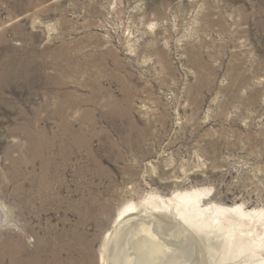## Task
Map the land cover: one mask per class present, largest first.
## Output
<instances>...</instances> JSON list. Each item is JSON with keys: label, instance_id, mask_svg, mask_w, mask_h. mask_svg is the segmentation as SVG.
<instances>
[{"label": "rangeland", "instance_id": "rangeland-1", "mask_svg": "<svg viewBox=\"0 0 264 264\" xmlns=\"http://www.w3.org/2000/svg\"><path fill=\"white\" fill-rule=\"evenodd\" d=\"M0 36V205L15 220L0 230V252L2 233L15 235L24 221L14 186L25 180L24 188L33 190L29 185L44 168L61 163V140L56 147L50 141L65 114L81 145L89 135L90 150L109 175L98 176L80 146V161L72 159L65 176L45 177L59 186L62 205L47 202L40 212L30 199L37 212L29 220L37 227L40 218L42 232L63 233L71 225L85 264L89 257L90 264H102L110 234L138 215L120 222V208L149 195L168 201L195 189L203 209L264 213V0H0ZM41 129L46 148L52 147L43 159L34 154V146L46 149L36 144ZM9 168L23 176L11 179ZM66 201L87 203L84 224L77 226L79 213ZM165 209L158 215L164 233L170 225L187 226L204 264L264 260V245L224 255L227 231L194 230L176 210ZM263 222L232 236L264 239ZM29 230L22 239L33 249Z\"/></svg>", "mask_w": 264, "mask_h": 264}, {"label": "bare ground", "instance_id": "bare-ground-1", "mask_svg": "<svg viewBox=\"0 0 264 264\" xmlns=\"http://www.w3.org/2000/svg\"><path fill=\"white\" fill-rule=\"evenodd\" d=\"M74 63L75 62L73 61V64ZM101 69L103 68L101 67ZM62 76L64 77L63 73H62ZM87 82L89 85V81ZM71 101L69 102L67 101V102L70 103ZM57 102L58 103H56V110H54V112L58 113L59 112L58 108L59 106H61L63 102V97L61 98V100L60 99L57 100ZM69 116L67 114L61 115L60 128L57 131H55V137L53 139L51 138L52 140L50 141L52 142L54 147H56V142H57L56 139H59L62 141V142L60 141V144L58 143L59 154L60 155L63 154L61 157L60 165H57V167L53 171L44 168V171L42 172L41 177H39L40 178L39 182L36 184H34L33 182L30 183L29 186H33L34 187L33 190L24 188L23 182L25 180L23 182L17 183L14 186L13 196L16 197V201L18 202L16 204V213L17 215L21 216L24 221L20 227V230L17 231L15 235L14 233L13 234L12 233L9 234L7 232L2 233L4 234L2 235L4 243H2L3 247L0 252V261L6 259L8 260L9 264H85L80 258L81 256L84 257L83 252L85 248L82 247V245L79 242V239H77L75 230L70 229L71 225L68 228H65L63 233L59 231H53V230L42 232L43 226L39 224L40 218L37 220L38 221L37 227L32 226L33 224L31 225V222L29 220V213L37 212L36 209H32L33 203H29L30 199L33 200V202L34 201L38 202V210L40 212H43L44 210L47 209L45 205V203L47 202H48L47 204H51V205L53 202H55L53 204L55 206L62 205L63 196L59 195L60 193L59 186L56 189H54L53 187L45 183V177L48 174H50L53 177H56V175L63 176V174L65 176L66 174L65 170L67 168V165L68 163L72 161V159H75V156L77 155L76 153L79 152L78 150L80 146L85 148L87 164L94 167L93 170L97 172L98 176L102 174H106V176L109 175L108 174L109 172L101 164V160L99 159V157H97V155L90 150L89 135L83 134L85 141L82 145L80 144L79 142L80 134L79 132L74 130L72 124H69V121L67 120V117ZM39 131L40 132H39V135H37L38 138L36 139V144L42 150H44L46 148V144L44 142L45 141L44 135L46 134L43 129ZM34 147L36 149V153L34 154L41 155L42 159H43V156L49 155L47 152H52V150L50 151V148L52 147H50L49 144H48V147L45 149V151H42V152H39L40 149L37 148V146H34ZM45 152L47 153L46 155L44 154ZM76 160L80 161L79 159H75L74 161L75 163H76ZM91 172H92V169H91ZM8 174L11 179L19 178L23 176V171L22 169H19V168H11V169L9 168ZM103 177L105 176H102L101 178ZM85 181H89V180H85ZM62 182L64 184L63 186L68 187L66 180L65 181L62 180ZM2 187L3 189H5V185ZM193 190L194 191H191V192L179 193L173 196L172 198H170L168 201L165 199L159 198L160 196L158 197V196L149 195V196H146V198H143L137 201H131V202H128V204H126L125 206H122L118 212V220L120 222L125 220L126 217L131 215L132 213H137L138 215H136L135 216L136 218L130 222H125V223L123 222L122 223L123 228H121L122 226L121 227L117 226L118 228L116 227L114 233L112 232V234H110L105 244L106 246H104V251L101 256L102 264H204L203 258L201 257V246H199L195 237L191 234L190 229L186 228L187 226H183L185 228H180L182 230L178 231L177 230L178 226H176L177 228H173L174 226L170 225L171 227L169 226V228H171L172 230L170 229L171 231L169 230L168 233L167 232L164 233L163 229L165 225L162 222V220L159 219L158 215H161L160 210L164 209L166 211L165 208L170 209V207H172L170 201H172L173 203V207L172 209H170V212L174 214L175 212L173 213L172 211L176 210L177 211L176 213L182 216L184 220L183 222L187 224L188 227H192L194 228V230L196 229L202 232L206 231L205 227H209L210 229L211 228L213 229L215 227L216 233L227 231L229 244H228V247L226 246L227 244H225V250L223 251L225 252V254L223 253L224 255H226V253L227 254L230 253L231 255H233L236 253L247 251L249 249H251V251L256 252L255 250H253L254 247L264 245V239H259L256 242H254L252 238H245V239L236 238L235 239L232 236L234 232L235 233L237 231L243 232L241 230L244 228L245 225L246 227H249L251 224H254L253 223L254 221H257L259 219H264V213L262 211L245 212L243 211L241 206L232 207V206H223V205H215L214 207L212 206V208L208 207L209 209L208 208L203 209L199 205V198L202 192L195 190V189ZM51 193H55L57 196H54ZM66 204L68 208L73 207L75 211H78L80 218L77 222V226L84 224L83 223L84 220L86 221V218L88 217L87 211L89 210V206L87 205V203L85 204V206L84 204L78 205V206L74 205L75 207L71 204L70 201H66ZM149 206L152 207L150 208V210H148ZM101 207L104 208L103 211L107 209V205H104ZM36 217L38 216L36 215ZM63 222L66 225L70 224V223H67L68 222L67 215L63 217ZM27 223H29L30 227L28 226ZM168 224L169 223H167V225ZM14 225H15V220H11V218L8 216L7 211L4 209L3 206L0 205V230L4 226L12 227ZM263 225H264V222H263ZM28 229H30L29 231L31 233V236L29 237L30 240L34 238V235H35V238H34L35 244H34L33 249H29L25 239H22L25 236V234H27ZM209 231L207 230V232ZM10 236H13V239ZM230 248L232 249L230 250ZM227 256H229V254ZM90 263L91 262H90V257H89V261L87 264H90ZM260 264H264V260Z\"/></svg>", "mask_w": 264, "mask_h": 264}]
</instances>
